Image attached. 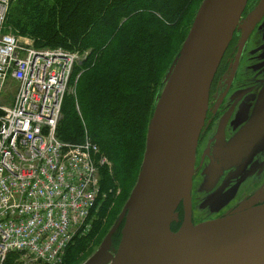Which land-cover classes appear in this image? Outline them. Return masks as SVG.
<instances>
[{
	"label": "trees",
	"instance_id": "trees-1",
	"mask_svg": "<svg viewBox=\"0 0 264 264\" xmlns=\"http://www.w3.org/2000/svg\"><path fill=\"white\" fill-rule=\"evenodd\" d=\"M197 1L9 0L5 31L30 37L35 48L87 52L74 68L72 76L81 72L76 97H64L57 136L79 143L87 133L111 162V168L101 167L99 199L107 198L99 202L100 215L114 200L113 186L129 184L130 190L137 180L161 77L193 22ZM100 228L94 221L88 237L75 235L63 264L85 259ZM5 264H23L21 254L10 253Z\"/></svg>",
	"mask_w": 264,
	"mask_h": 264
},
{
	"label": "water",
	"instance_id": "water-1",
	"mask_svg": "<svg viewBox=\"0 0 264 264\" xmlns=\"http://www.w3.org/2000/svg\"><path fill=\"white\" fill-rule=\"evenodd\" d=\"M248 0H203L158 92L137 180L114 225L83 264H264V193L193 224L196 148L212 80ZM264 9V0L261 3ZM262 14L251 15L252 21ZM185 205L181 227L178 205ZM124 221L115 250L112 236Z\"/></svg>",
	"mask_w": 264,
	"mask_h": 264
},
{
	"label": "built area",
	"instance_id": "built-area-1",
	"mask_svg": "<svg viewBox=\"0 0 264 264\" xmlns=\"http://www.w3.org/2000/svg\"><path fill=\"white\" fill-rule=\"evenodd\" d=\"M0 0V264H62L73 237L99 209L101 167L109 163L87 135L57 136L77 56L35 48L4 30Z\"/></svg>",
	"mask_w": 264,
	"mask_h": 264
},
{
	"label": "flooded vegetation",
	"instance_id": "flooded-vegetation-1",
	"mask_svg": "<svg viewBox=\"0 0 264 264\" xmlns=\"http://www.w3.org/2000/svg\"><path fill=\"white\" fill-rule=\"evenodd\" d=\"M248 0L212 80L208 109L196 148L191 190L193 224L232 213L264 193V9ZM262 14L252 21L251 15ZM104 194L100 202H104ZM264 203L263 200L256 205ZM101 210V203H99ZM177 231L185 205L177 207ZM124 221L112 236L115 250ZM115 235L116 240L114 241Z\"/></svg>",
	"mask_w": 264,
	"mask_h": 264
},
{
	"label": "rangeland",
	"instance_id": "rangeland-1",
	"mask_svg": "<svg viewBox=\"0 0 264 264\" xmlns=\"http://www.w3.org/2000/svg\"><path fill=\"white\" fill-rule=\"evenodd\" d=\"M202 1L203 0L197 1L196 6L194 8L195 13H193V18L191 16L192 19H194L195 14L197 13V10H198L199 6L201 5ZM190 27H191V24H190ZM190 27H189V29H190ZM189 29H188V32H189ZM188 32L185 34L183 39H182V37L179 39V41L181 40L180 41L181 42L180 46L178 47L176 53L172 56L170 64L168 65L166 71L163 73V75L161 77L162 83H163L164 77H165L167 71L169 70L174 58L179 53L180 48H181V46H182V44H183ZM11 33H13V32H11ZM13 34L16 37H18V39L23 44H29V45L35 47L34 46V42H33V40L30 37L23 36V35H18V34H15V33H13ZM181 36H182V34H181ZM47 48H50V47H47ZM56 48H62V47H56ZM70 52H73L77 56V61H78V63L76 64L77 66L79 65V62L84 60L86 55H87V52H84V53H80L78 51H70ZM80 73L78 72L76 74V76H72V80H73V82L71 81L72 82V86L70 87V89H69L70 92H68L67 95H74L76 97L77 82H78V78H79ZM74 79H75V83H74ZM105 166H108L109 168H111L112 164L109 161V163L107 165H105ZM133 186H132V188H133ZM129 188H130L129 184H121V186L119 184V185L113 186L110 193H111V195H113L112 197L114 198V200L109 206V211H107L104 215H100L99 209L98 208H97V210L95 209V215H92V219H91V221L89 223V226L85 229V231H80L77 236H79L78 238H81V239L88 237L89 236V231L91 230V226L93 225L94 221L100 222L101 228L96 233V235L92 237L93 245L90 244V247L88 248V251H87V252H89V254L85 257V259L80 260V261H78V263L76 262L75 264H83L96 251V249L99 247L101 241L105 238V236L108 233V231L110 230V228L114 225V223L118 219V217H119V215H120V213H121V211H122V209H123L128 197H129V195L131 193L132 188L130 190H129ZM25 264H33V262L26 261Z\"/></svg>",
	"mask_w": 264,
	"mask_h": 264
}]
</instances>
